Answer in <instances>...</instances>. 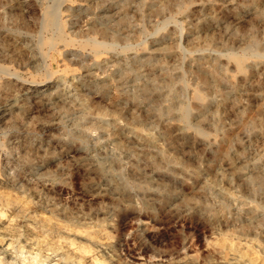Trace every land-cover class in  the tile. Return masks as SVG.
I'll return each instance as SVG.
<instances>
[{
	"label": "rangeland",
	"instance_id": "obj_1",
	"mask_svg": "<svg viewBox=\"0 0 264 264\" xmlns=\"http://www.w3.org/2000/svg\"><path fill=\"white\" fill-rule=\"evenodd\" d=\"M0 178L96 233L64 264H264V0H0ZM6 222L3 264L54 263Z\"/></svg>",
	"mask_w": 264,
	"mask_h": 264
},
{
	"label": "bare ground",
	"instance_id": "obj_2",
	"mask_svg": "<svg viewBox=\"0 0 264 264\" xmlns=\"http://www.w3.org/2000/svg\"><path fill=\"white\" fill-rule=\"evenodd\" d=\"M56 10V9H55ZM57 11V10H56ZM255 12V11H254ZM46 20V19H45ZM47 22L45 23L46 25H51L53 24V21L49 18H47ZM56 21V19H55ZM57 22V21H56ZM44 24V26H45ZM56 27V26H55ZM49 41H45L44 43L48 44V45H52L51 44V41L53 40H50L48 39ZM44 41V40H43ZM102 42H93V46L94 47H97L99 45H101ZM102 46V45H101ZM93 47V48H94ZM166 48V49H165ZM163 49H165L166 51H169L170 49H167V47H165ZM229 58L233 59L239 68H242V64L244 63L243 62V59L242 57L238 56V55H235V54H232V55H229L228 56ZM148 59V58H147ZM150 59V58H149ZM245 59V58H244ZM146 62H148L146 60ZM243 62V63H242ZM233 64V63H232ZM231 65V64H230ZM149 67V66H148ZM216 67V66H215ZM226 68V66H225ZM137 70V69H136ZM149 70V69H147ZM151 70V69H150ZM155 72V71H154ZM204 72V71H203ZM209 72V71H208ZM148 74V73H147ZM210 74L211 76H213V78L215 77L212 73V71H210ZM150 77V75L148 76ZM162 78V77H161ZM164 79V78H163ZM210 79V78H209ZM216 79V78H215ZM203 81V80H202ZM151 82V81H150ZM124 84V83H123ZM41 87V86H40ZM210 87V86H209ZM154 88V87H153ZM43 90V89H41ZM140 92V91H139ZM142 92V91H141ZM145 93V92H144ZM146 94V93H145ZM148 94V93H147ZM142 96V94H140ZM145 97V96H144ZM157 97V96H156ZM194 98L199 100L200 101H203L204 100V96L200 93H195L194 94ZM145 99V98H144ZM208 101V100H207ZM196 103V102H195ZM194 103V104H195ZM198 103V102H197ZM207 103V102H206ZM205 103V104H206ZM204 104V105H205ZM198 105V104H197ZM189 106V105H188ZM205 107V106H204ZM206 108V107H205ZM181 111H183L184 115L187 113V107H182L180 108ZM196 117V116H195ZM198 117V116H197ZM170 123V122H169ZM172 124V123H170ZM178 125V124H177ZM175 126V125H174ZM190 126V125H189ZM176 128V127H175ZM182 128V127H181ZM188 129V128H187ZM179 130V129H178ZM194 133V132H193ZM181 134V133H180ZM139 135V134H138ZM207 136V135H206ZM204 138V137H203ZM201 139V138H200ZM144 140V139H143ZM142 141V140H141ZM149 141V140H148ZM162 153V152H161ZM160 153V155H161ZM92 159V158H91ZM90 159V160H91ZM230 163V162H229ZM232 163V162H231ZM227 165V164H226ZM174 167V166H173ZM229 169V168H228ZM231 169V168H230ZM235 170V169H234ZM237 170V169H236ZM160 173V172H159ZM238 174V173H236ZM244 174V173H243ZM241 176V175H240ZM177 177V176H175ZM248 177V176H247ZM172 178V177H171ZM182 179V178H181ZM185 181V180H184ZM248 181V180H247ZM3 183V180L0 178V184ZM110 183V182H109ZM53 185H51L50 188H52ZM54 187V186H53ZM110 187V186H109ZM107 188V187H106ZM112 188V187H111ZM109 189V188H108ZM107 193V192H106ZM112 193V192H111ZM15 194V193H14ZM102 194V193H101ZM108 194V193H107ZM20 197V196H19ZM22 198V197H21ZM21 198H18L16 196H14L12 193L8 192V191H0V218H5L6 216H22L24 219H26L29 224L30 222L31 223H38L40 224L41 226L45 227L46 230H48L49 234L46 235V237L41 241L45 246H46V249L47 251H50V253H47V259H50L51 258V261L54 259V257H57L54 259V263L53 264H64L66 260H69L71 257L74 258V256L76 257H79L81 260L84 259H87V256H84V255H87V253L91 252L92 250H94L95 252H98L100 251V242L97 240V236L94 234V233H88L87 234V241H88V244L85 245H80V249L78 250V252L76 253L75 250L71 249V248H66V250H64L62 248V243H59L60 241H57L55 242L54 239L52 238V234L51 233H55L59 238V239H62V237H64L65 235H69V231H71L72 228H69V231L67 230L68 228L64 226V224H60L57 223L55 220H51V218H49L50 216H46V217H40V216H36V215H29V207L26 205L27 202L25 203ZM101 198V197H100ZM25 199V198H24ZM53 206V205H52ZM32 207V206H31ZM52 212V211H51ZM2 220V219H1ZM4 220V219H3ZM12 222V219L11 221ZM10 222H6L5 225H1L0 226V251H5L7 249V247H9V245L11 244V239L9 237H6L7 234L9 233H12V231L14 230V225H16V223H10ZM17 222V221H16ZM4 224V223H3ZM14 224V225H13ZM91 227V226H90ZM94 227V226H93ZM34 229V228H33ZM94 229V228H93ZM74 230V229H73ZM77 230V229H76ZM86 230H89V229H86ZM25 231V230H24ZM75 231V230H74ZM82 231V230H81ZM83 232V231H82ZM87 232V231H86ZM89 232V231H88ZM73 236L75 238H78L79 236L81 235H77L75 232H73ZM80 233V232H79ZM98 233V231H97ZM103 233V232H102ZM83 235V234H82ZM98 235V234H97ZM31 237V236H30ZM70 237V236H69ZM99 237V236H98ZM86 238V237H85ZM101 238V237H100ZM17 239V238H16ZM58 239V240H59ZM99 239V238H98ZM103 239V237H102ZM108 239V238H107ZM106 239V241H107ZM66 239H64L65 241ZM73 240V239H72ZM103 241V240H102ZM28 242H30L32 244V242H34V240L32 239V237L30 239H28ZM81 242V241H80ZM223 242V241H222ZM29 243V245H30ZM103 243V242H102ZM61 244V245H60ZM75 244V243H74ZM71 245V244H70ZM221 245V244H220ZM233 245V244H232ZM32 246V245H31ZM66 246H68L66 244ZM65 246V247H66ZM73 247V245H71ZM104 246V245H103ZM223 246V245H222ZM220 247V246H219ZM225 246H223V250ZM247 247V246H246ZM11 248V247H9ZM104 248V247H103ZM76 249V248H74ZM250 250V249H249ZM34 252V250H33ZM37 253V252H36ZM254 253V252H253ZM252 253V254H253ZM83 254V256L81 255ZM241 254V253H240ZM244 254V253H243ZM91 255V254H89ZM93 255V254H92ZM237 255V254H236ZM246 255V253H245ZM256 255V254H255ZM52 256V257H51ZM94 256V255H93ZM101 256V255H100ZM254 256V255H253ZM258 256V255H257ZM84 257V258H83ZM245 257V256H244ZM252 257V256H250ZM256 258V256H254ZM254 258V259H255ZM92 259V260H91ZM97 259V260H96ZM96 259H93L92 258H89V264H93L94 262L97 263L96 264H99V263H103V259L101 261L98 260V258ZM257 259V258H256ZM33 261V259H32ZM261 261V260H260ZM263 261V260H262ZM82 262V261H80ZM99 262V263H98ZM244 262V261H243ZM257 262V261H256ZM264 262V261H263ZM83 263V262H82ZM87 263V262H86ZM94 263V264H95ZM251 263V262H250ZM0 264H3L1 259H0ZM252 264V263H251Z\"/></svg>",
	"mask_w": 264,
	"mask_h": 264
}]
</instances>
